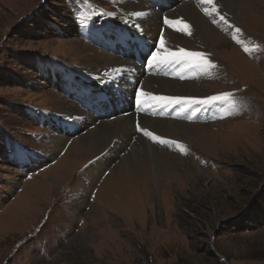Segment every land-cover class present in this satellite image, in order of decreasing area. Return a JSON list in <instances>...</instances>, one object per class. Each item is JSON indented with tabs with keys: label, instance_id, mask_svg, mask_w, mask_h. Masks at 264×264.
Segmentation results:
<instances>
[{
	"label": "rangeland",
	"instance_id": "obj_1",
	"mask_svg": "<svg viewBox=\"0 0 264 264\" xmlns=\"http://www.w3.org/2000/svg\"><path fill=\"white\" fill-rule=\"evenodd\" d=\"M119 1L0 0V264H264V0L192 45L215 64L210 73L173 76L195 80L187 93L197 98L230 92L243 101L184 121L215 123L204 128L213 136L163 148L181 159L166 160L173 166L159 179L116 172L135 139L114 160L74 154L61 164L76 135L63 138L58 101L73 100L58 61L77 66L102 50L80 37L76 20L91 6L115 20Z\"/></svg>",
	"mask_w": 264,
	"mask_h": 264
},
{
	"label": "bare ground",
	"instance_id": "obj_2",
	"mask_svg": "<svg viewBox=\"0 0 264 264\" xmlns=\"http://www.w3.org/2000/svg\"><path fill=\"white\" fill-rule=\"evenodd\" d=\"M251 3L254 4L255 7L259 6L254 0H218L221 14L225 15L231 25L240 23L238 16L234 14V10L238 9L242 14L249 5L253 7ZM118 7L119 12L114 13L115 20H113L108 18L106 11L94 10L91 6L89 10L94 14L98 23L95 27L114 26L116 30L122 31L123 28L126 27H131V30H136L133 25L138 24L139 28H142L145 34L149 38L154 39L153 41L155 42H157L159 36L163 34L167 41L166 46L173 51H178L180 48H183L187 51L195 52L192 50V48H194L192 45H194V43L196 44L198 38L204 39L206 37H213L214 33L218 35V33H216V31H218L216 30L218 26H214L211 18L204 15L201 11V6L197 4L196 0H173L171 7L163 11H161V8V10L156 9L152 4L144 0H120L118 2ZM133 12H147V15L136 17L132 15ZM226 14L229 17H227ZM165 18L174 21L182 20L187 23L191 27V35L176 31L173 27L165 23ZM217 37L219 38V36ZM72 41L76 43L77 48L90 49L91 47L83 44L78 39H72L71 41L67 40L65 42L72 43ZM246 41H248L247 38ZM100 44H102V42ZM96 50L97 52H95L89 60H81V65L73 66L58 61L59 64L69 72L64 71L65 73L63 72L62 77L66 80L67 92L73 100L72 104H69L65 98L64 100L63 98H59L58 101L59 105L66 107L63 112L66 114L61 122L68 134H66L67 137H62L70 140L74 138V134L76 135V138L71 142L73 147L70 148L67 157L61 158V164L65 160H69L74 154H81L90 159L99 153H103L101 156L114 160L118 153L128 149L126 144L130 145V143H132L131 140L135 139V142L130 145V149H128L126 153V159L124 156L121 157V162L118 163L116 172L119 171V174H121V172L124 171L125 173L122 175L124 177L129 169H131L134 174V170L142 174L147 170L148 174H150L151 170L155 178L158 177L159 179L160 168L164 170L165 168L172 167V162L180 160L181 157L172 154L168 150H164L163 148L167 145L162 144L163 146L156 145L157 147H155L148 142L149 137L143 136L140 132L139 134L143 139L139 137V139L135 138L137 135L135 127L137 120L141 121L142 127L157 132L154 133L157 136L160 135V137L164 139H168L165 138L164 135L176 138V140L172 141H176L177 143L188 140L190 136L191 140L195 139V136L199 139H203L204 136H213L212 133L205 132L204 128H211V126L213 127L216 125L215 123L206 127V125L203 124H189L184 121H188L189 116L195 119L218 116L222 111L226 110L224 105L221 104H214L207 107L203 105L185 107L184 104L167 106L153 104L152 106H157L162 110L154 115L150 113H134L130 109L131 107L129 108L128 106H123L121 111L118 109L124 101V94L128 95L129 92L136 91L140 86H142L143 90H147L153 95L161 97H176L181 95L193 96L194 98L202 97V94L198 93L196 89L193 90L195 94L187 93V87L193 85L195 80L193 82L191 81V83L178 81V79H185L189 74L198 76L199 73L203 72L199 70H189L184 68L183 65H175L167 66L168 70L163 75H153L146 72L144 73V69L134 63L128 56L121 57L116 54L115 51L105 50L103 48L102 50ZM93 60H96V62H104L103 67L95 66L96 64L93 63ZM123 66H127V70L120 76H115L111 71L113 68ZM103 71H105L104 74H102ZM211 71L212 69L210 72ZM168 76L172 77L167 78ZM60 80L62 81V78H57L56 83H59ZM116 90L119 91L115 93ZM97 93L108 95V101L112 105H114L113 102L116 103L114 105V112L109 116H97L95 112H91L84 107L82 108L78 104L75 105L74 100L77 97H79L81 103H87ZM197 108H199V110H197ZM168 112H171V114H168ZM82 129H86V131L82 132ZM70 132L72 136L69 134ZM166 160H172V162H170L172 164H166ZM130 166L134 168H130Z\"/></svg>",
	"mask_w": 264,
	"mask_h": 264
},
{
	"label": "snow or ice",
	"instance_id": "obj_3",
	"mask_svg": "<svg viewBox=\"0 0 264 264\" xmlns=\"http://www.w3.org/2000/svg\"><path fill=\"white\" fill-rule=\"evenodd\" d=\"M196 2L199 6H201V11L204 13V15L211 18L213 24H217L222 21L224 24H227L229 28L234 27L233 25L229 24V21L226 19L225 15L221 14L218 5V0H196ZM108 15H113V13H108ZM132 15L136 17H141L147 15V12H133ZM165 23L173 27L178 32H183L188 35H191L190 25L183 22L182 20L174 21L165 18ZM133 27L140 31L138 24L133 25ZM234 31L235 33L239 34L241 32V29L235 27ZM233 39H237L235 35L233 36ZM237 43H242V41L237 39ZM166 45V38L163 34H161L156 44L152 46L151 50L145 56V68L159 69L167 66L183 65L184 68H187L189 70H199L205 74H208L211 69L215 68V64H213L212 61L207 59L206 54L204 53L187 51L183 48H180L178 51H173ZM243 47L246 53L253 51L252 48L246 45ZM126 70L127 66L111 69L115 76H120L122 73L126 72ZM135 103L137 106H144L142 110L150 109L153 104L161 106L184 104L185 107L203 105L207 107L214 104L227 103L232 109L235 110H240L243 106V101L237 98L234 93L230 92H224L205 98L161 97L153 95L152 93L143 90L142 86L138 87L136 90ZM197 110H199V108H197ZM227 114L231 115L232 112L229 111ZM188 119H192V117L189 116ZM135 127L138 132L142 133L145 137L151 138L153 142H157L159 144L164 145L177 144L176 141H170L168 139L161 138L160 136L155 135L148 128L142 127L141 121L139 120H137ZM184 148L185 146H181L180 150L184 151Z\"/></svg>",
	"mask_w": 264,
	"mask_h": 264
}]
</instances>
